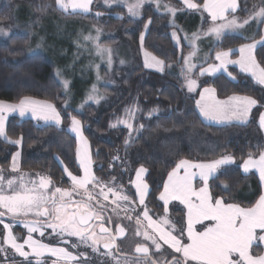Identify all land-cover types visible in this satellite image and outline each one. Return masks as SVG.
<instances>
[{"label": "trees", "instance_id": "trees-1", "mask_svg": "<svg viewBox=\"0 0 264 264\" xmlns=\"http://www.w3.org/2000/svg\"><path fill=\"white\" fill-rule=\"evenodd\" d=\"M17 1L1 2L0 21L11 18ZM23 1L30 2L36 14L53 11L67 16L56 7L55 0ZM162 1L180 10L175 15L176 26L185 29L188 35L206 27L205 17L198 12L184 10L179 0ZM195 1L199 3L202 0ZM257 1L241 0L239 12L247 15V5L249 7V3L255 4ZM95 10L103 14H78V17L103 31L114 30L121 34L130 48L136 50L132 51L133 54H138L140 36L151 19L144 34L143 47L162 60L163 71L147 68L138 61L120 73L116 90L105 88L109 93L106 106L99 108L87 104L82 112H76L72 107H63L65 97L55 74V65L43 54H26V36L11 35L5 41H0V99L17 102L22 97L30 96L46 100L53 103L63 117L61 125L41 124L17 116L8 118L7 135L21 138V170L44 172L59 186H68L64 167L67 166L73 173L79 170L75 159L76 138L67 129L69 115H72L81 121L88 139L94 175L101 182L98 187H105V183L112 181L114 187L120 188L123 195H128L136 203L129 180L134 170L143 166L147 169L145 180L149 184L145 205L152 214L161 215L164 212L158 195L177 162L213 161L224 155L234 157L235 162L223 166L209 180L213 197L243 206L253 204L260 194V186L254 175L241 172L240 163L249 154L257 157L264 151V128L258 122L264 108V87L233 66L230 72L234 79L223 73L199 76L196 68L192 72L193 79L200 86L213 87L219 98L242 94L257 101L246 124H207L199 117L195 108L196 94L187 91L182 74L181 56L189 47L184 43L180 49L174 45L170 34L172 27L166 24V15L159 13L151 3L144 5L139 17L129 16L124 4H114L109 8L95 5ZM112 13H120L121 16L116 17ZM261 26V18H258L246 24L242 33L224 34L210 41L206 64L215 61L217 52L258 38ZM101 41L106 43L107 39ZM236 55L234 52L231 56L234 58ZM254 56L264 66V45L255 48ZM59 76L62 82L67 81L66 76ZM121 120L131 123L132 129L118 123ZM13 149L12 144L0 138V163H8ZM175 212L181 213L182 210H175L173 214ZM254 247L253 253L258 252L259 246Z\"/></svg>", "mask_w": 264, "mask_h": 264}, {"label": "snow or ice", "instance_id": "snow-or-ice-1", "mask_svg": "<svg viewBox=\"0 0 264 264\" xmlns=\"http://www.w3.org/2000/svg\"><path fill=\"white\" fill-rule=\"evenodd\" d=\"M121 0H104V3L111 6L113 3H120ZM157 7H161L160 0H154ZM182 6L193 12H206L212 23L206 30V35L215 36L219 39L226 30L236 31L258 18H264V7L259 11H255L248 19L242 23L235 16L229 17V10L235 11L237 5L236 0H203V3H197L195 0H180ZM59 8L64 11L71 9L72 12L80 11L88 13L91 11L90 5L92 0H56ZM124 5L128 9V13L132 16L140 15L145 0H123ZM166 12L175 16L179 11L175 6L170 4L162 5ZM101 15V13H96ZM264 22V19H261ZM151 23L149 19L148 24ZM147 28V24L145 25ZM3 31V29H0ZM99 29H97L96 37H86V40L94 41L96 54L100 58L107 56V63L110 66L111 49H108L99 43ZM200 36L195 33L192 36L194 41ZM179 44V37L173 33ZM143 34L141 35V42ZM257 44L264 45V36L259 41L242 45L239 49L241 58L238 60H229L231 50L220 51L216 53L215 59L219 64L210 65L208 68H202L200 75L215 74L219 71L226 72L230 77L232 73L228 71L229 63L239 64L242 71L249 72L259 84L264 85V66L257 62L253 51ZM146 55H150L147 54ZM159 70L163 71V62L151 57ZM188 58H185V64ZM99 66H97L98 68ZM194 65H189L188 71L191 72ZM59 74V73H58ZM99 78V77H98ZM234 79V77H233ZM68 81H64V87L67 90ZM186 86L189 92H193L198 87L197 81L186 78ZM95 90V89H94ZM214 89L204 88V93H214ZM90 100L99 103V98L89 96ZM205 100L203 94L200 100L196 101L201 114L210 120L224 121L231 119L242 107L244 112L249 111L251 106L256 105L257 101L249 97H231L230 101H236L233 105L229 102H220L213 99L212 103H201ZM82 107V106H81ZM19 110V114L24 116L27 111H31L32 116L38 120L54 121L57 125L62 124L63 117L51 103H41L28 97L21 98L17 104H6L0 101V137L8 139L5 122L7 116L5 113L15 112ZM70 125L69 131L74 134L81 147L77 148L76 156L79 169L82 175L74 174L67 166L64 172L71 181L72 188L64 189L59 186L50 190L52 184L50 177L39 175L38 181L33 180L25 182L21 176L19 182L16 177L7 178L4 175L5 170L0 169V235L3 236V244L11 247L16 254L23 257L28 264H32L31 257H43L45 253L56 257L52 264L57 261L77 260V256L68 251V247H57L52 241L44 243L40 239H34L33 234L38 233L40 237H45L46 231L51 230L49 235L59 242L69 245L71 238H78L79 243L86 244L97 250V246L101 242L92 225L93 221H99L98 227L100 233L108 236V241L104 242V248L111 249L115 247V239L117 236L125 234L124 227L115 225V223L105 216L101 215V211L105 207L100 205L99 210L93 209L88 203L95 199L92 192H89L88 185H99L100 180L92 172V161L88 149V141L84 136L82 124L76 116L69 115ZM132 129V124L127 120L118 121ZM260 125L264 127V113L260 115ZM115 126V125H113ZM142 127V126H141ZM14 144L21 143L20 140L9 141ZM19 153L13 156V163L10 171L16 173L19 171L17 167V158ZM235 162L234 157L224 155L210 162L193 163L188 160H180L168 175V180L164 185V191L159 199L164 202L165 212L170 200L179 201L186 209V223L179 229L175 227V223L170 221L167 216L153 220L146 210L145 193L147 184L143 182V177L147 173V169L141 166L136 170V179L134 186L136 194L139 196V204L144 206L143 217L148 222L145 227L151 231L138 232L145 241H150L157 252L162 249L163 245H167L173 256L171 264H264V252L253 254L254 244L259 246L264 244V195L259 197L258 202L252 207H240L237 204L226 203L223 199H214L209 195L208 181L210 177L222 168V166L231 165ZM242 167L244 172L256 169L259 172L261 181H264V151H261L257 157L249 154L246 160H243ZM199 176L203 186L199 189L194 187L193 181ZM78 190H83L86 194V200H74V194L79 195ZM109 194L114 196L117 201H129L128 195H123L119 191L109 188L107 192L101 189L98 196H103L104 200L108 199ZM115 211V209L113 210ZM29 215L42 218L36 220H20V217H28ZM10 219L5 222L4 217ZM136 223L140 224V213H136ZM131 219V217H129ZM21 223L27 229L26 238L22 242H18L20 238L13 234V226L15 223ZM207 222V223H206ZM106 223H113V230L105 227ZM199 226V227H197ZM171 229V230H169ZM90 242V243H89ZM31 249V252L25 251V247ZM71 247H78L77 243H71ZM7 248L0 247V252H6ZM137 252L147 254L149 245H140L136 248ZM175 254H180L176 256ZM82 255V254H81ZM36 264H41L37 259ZM152 264H155L153 261Z\"/></svg>", "mask_w": 264, "mask_h": 264}, {"label": "rangeland", "instance_id": "rangeland-1", "mask_svg": "<svg viewBox=\"0 0 264 264\" xmlns=\"http://www.w3.org/2000/svg\"><path fill=\"white\" fill-rule=\"evenodd\" d=\"M2 1L3 0H0V4ZM130 2H133V0H130ZM150 2H152V0H145L144 5ZM114 4L123 5L124 3H123V0H121L120 3H113L111 4V6H113ZM163 4H170V3L163 1L161 2V7L158 8L156 5L155 9L159 13L166 15L167 17L166 24L172 27V29L170 30V34L172 36V41L174 45L178 47L179 49L181 48L183 43L189 47V49L185 52V54L181 56L182 74H183L185 81H186V78L193 79L192 72L196 68L198 70L199 76L210 77V76H213L219 73H223L227 75L228 77H230L226 72L222 70L219 72H216L215 74L200 75V71L202 68H208L210 65L219 64V61H217L216 59L214 62L206 64V61L208 60L210 41L215 40V36L200 35L197 39L193 41L191 39L193 35H188L184 31L185 29L181 30L179 29V27L176 26L175 16L166 12L164 7L162 6ZM260 4H262V0H258L256 2V4L253 6V11L248 9L249 7L247 5L246 9L248 12H247V15L245 16H248L249 18L255 11H259V9L261 8ZM95 5L100 6V7H106V8L110 7L104 3V0H92V4L90 5L91 11L88 13H83L80 11L72 12L71 9H69L68 11H64L61 8H59L56 3V7L61 12L65 13V15H67L63 17L59 15L57 12H53V11L42 13V14H36L35 12L32 11L30 2L18 0L16 4L14 5L11 18L7 21H0V29H3V31H0V41H5L11 35H24L27 37V45L25 48V52L27 55L34 54V53L43 54L44 56H46V58H48L55 65V74L62 85V93L65 97V100L63 102V107L65 108L72 107L74 108V110H76V112H82L85 105L87 104H94L96 107H99V108H103L104 106H106L109 102V95H108L109 93L105 88L116 90L117 87L119 86L120 73H124L126 70L130 69L134 64H137L138 61H141V64L147 68H150L153 70H159V67L151 59V57H156V56L149 53L143 47V41L141 42V36L139 40L138 54L137 53L133 54V52H136V50H133L130 48V46L128 45V42L125 40L126 38L124 39V37H121V34L115 32L114 30L112 31L104 30L103 31L100 28H98L96 25L88 23L87 21L81 19V17H78V14H82V15L93 14L95 16H98L96 13H101V11L95 10ZM143 7L141 8L140 15L138 16L130 15L128 13V9H127V13L131 17H139L141 16ZM239 8L240 6L236 7L233 13H235L234 15L236 18L241 19L243 15L241 13L238 14L237 10ZM179 11H177L176 13H178ZM229 12H232V11L230 10ZM111 15L116 16V17L121 16L120 13H112ZM248 18H245V19H248ZM263 25H264V22H263ZM147 28H148V24H147ZM147 28L144 27V30L142 32L143 38H144V34ZM97 29L100 30L99 31V43L103 45L104 47L111 49L112 63L110 66L107 63V56H105L103 59L97 56L96 49L94 46V41L85 39L86 37H89V36L96 37L98 34ZM173 33H176V36L180 38L179 44L177 43L176 38L173 37ZM262 36H264V28L262 30ZM102 39H107V42L103 43L101 41ZM241 46H238V47H241ZM234 49H230L231 52ZM226 51H229V50H226ZM146 53L150 55H146ZM185 58H188L187 64H185ZM240 58L241 56L239 58H232L229 55L228 57L229 60H238ZM156 59L159 61H162L158 57H156ZM55 61H57L58 64ZM189 65H194V67H192L191 72L188 71ZM97 66L99 67L97 68ZM231 66L233 67L235 66L239 70H241V66L239 64L229 63L227 65L229 72H230ZM60 74L64 78L65 76L67 77L65 78L69 82L67 90L64 87V82H62L59 76ZM233 77L234 76L232 75L230 78H233ZM262 86L264 87V85ZM89 96H96L97 98H99V103H96L95 100H90ZM25 97L39 101L41 103H44V102L51 103L49 101L37 99L34 97H30V96H25ZM0 101L5 102L6 104H17L19 102V100L17 102H10L7 100H2V99H0ZM51 104L54 105L53 103ZM56 110L58 111L57 108ZM5 115L7 116V120L11 116H17L21 119L30 118L41 124L57 125L54 121H51V120L45 122L44 120H38L34 118L32 116L31 111H27L24 116H21L19 114V110L17 109V111L5 113ZM7 120L5 122V128H6ZM69 125H70V122L67 125V129H69ZM82 129L84 133L83 126H82ZM84 136L86 137L85 133H84ZM0 138H2L3 140L7 142L15 141V140L21 141L20 137L11 138L8 136V139H5L4 137H0ZM9 143L14 146V149L10 154L9 161L6 165L3 163H0V169L5 170L4 175L6 179L16 177L17 182H19V178L22 176L24 178V181L27 183L33 180L38 181L39 176L37 174L45 176V177H49L44 172L21 170L20 168L21 143L19 144H14L11 142ZM78 147H81V146L79 145V142L76 139L75 159H76V163L79 168V164H78V160L76 156ZM88 149H89V154H90L89 142H88ZM16 153L20 154L16 161L19 171L16 173H12L10 169L13 163V156ZM91 167H92V172L94 174L93 165H91ZM140 167L141 166L137 167L134 170L129 180L131 188L135 193L136 203H134V201H132L131 198L127 202L123 200L117 201L116 198L112 196L111 194H109L107 200H104L103 196H98L97 194L100 193L101 189L107 192L109 188H112L114 191L121 192L120 188L114 187V184L112 183V181L105 183L106 185L105 187H98V185L90 184L88 185V190L89 192L93 193L94 197H96L91 202L97 205H104L105 208L108 210V212L111 214L114 221H118L119 219H122L123 223L128 229V236L125 240L128 246H133V245H138V244L149 245V248L151 249V254L154 257L155 263L161 264L162 261L168 259L169 257L173 258L172 255H169V253H171L172 250L168 249L167 245H163L162 249L159 252H157L154 246H150L151 245L150 241H145L142 235L137 234L138 232L143 233L144 231H149V232L151 231V229H148L145 227V225L148 222L143 217L144 206L139 204V196L136 194V188L134 186V183H132L136 179V176H135L136 170L139 169ZM74 174L82 175L83 173H82V170L79 169L78 173H74ZM66 177L68 180V186L66 187L59 186L57 183L51 180L52 184L50 185V190H54V187L56 186L71 190L72 188L71 181L67 175ZM143 182L146 183L148 186L146 193H145V203H146L147 194L149 191V184L145 180V175L143 177ZM78 191L80 194L79 195L74 194L73 198L86 199V194H84L83 190H78ZM114 209L115 211H113ZM179 209L182 210L181 213L175 212L176 214H173L175 210H179ZM2 210L3 209H0V211ZM146 210L149 212V215L152 217L153 220H158L159 218L167 216L170 221L175 223V227L177 229H179L183 224L186 223V209L184 205H181L179 203L173 202L169 204L167 207V212H163L161 215H157L155 213H153L155 214L153 215L148 207H146ZM164 210L165 209L163 207V211ZM137 212L140 213V217H139L140 224L139 225L136 223V219H137L136 213ZM129 217H131V219H129ZM8 218H9L8 216L4 217L5 222H8L9 220ZM36 219H41V218H37L31 215H29L28 217H20V220L32 221ZM0 228H2V225H0ZM50 231H51L50 229L47 230L46 235L43 238L40 237L38 233H34L33 237L34 238L38 237L42 240L44 239L47 243L49 241H52V243L57 247H68V251L73 253V255L77 256V260H69L67 262H65L64 260H59L57 261V264H144V262L140 260L129 259V258H117L116 256L112 254L104 252L100 248L101 242L97 246L96 251H93V248L86 244L79 243L78 238H75V237L71 238L69 245H65L59 242L58 240L53 239V237L48 234L50 233ZM13 234L16 237L20 238L18 242H21L23 238H26L27 229L23 226V224L17 222L13 226ZM97 236L101 237V241L102 239H107L106 237L99 235V234H97ZM71 243H77L79 246L71 247L70 246ZM0 247H5V245L3 244L2 235H0ZM25 249L26 251L31 252L27 246ZM46 254L47 253H45V255ZM175 255L179 256L180 254H175ZM16 256H19V255L16 254L14 251H10L9 249L6 252H0V264H13L12 260H14ZM46 257L48 258L47 260L44 259L45 257L41 259V261L43 260V264H52V261L56 260L55 258L51 257L48 254Z\"/></svg>", "mask_w": 264, "mask_h": 264}, {"label": "crops", "instance_id": "crops-1", "mask_svg": "<svg viewBox=\"0 0 264 264\" xmlns=\"http://www.w3.org/2000/svg\"><path fill=\"white\" fill-rule=\"evenodd\" d=\"M129 2H130V0H129ZM161 2H163V1H161L160 0V3ZM179 2H180V0H179ZM196 2V1H195ZM151 4H153V6L155 7L156 6V3L154 2V0H152V2H150ZM181 3V2H180ZM198 3V2H197ZM199 3H203V0L201 1V2H199ZM146 4H148V3H146ZM256 4V3H255ZM255 4H252V3H249V8L250 9H252V11H253V6L255 5ZM263 4V5H262ZM262 4H260V6L261 7H264V0H262ZM182 5V4H181ZM236 5H237V7L238 6H240V8H241V0H236ZM258 7V6H257ZM182 8H184L183 6H182ZM239 8V9H240ZM126 9H127V7H126ZM185 9V8H184ZM239 9L237 10L238 11V14H240V12H239ZM185 10H187V9H185ZM187 11H191V10H187ZM230 11V10H229ZM198 13H200V14H202L204 17H205V22H206V27L203 29V30H200L198 33H200V35H204V36H206V30L209 28V26L211 25V23H212V21H211V19H210V17L208 16V13H206V12H198ZM235 13H233V12H229L228 13V15H229V17H232V16H235L234 15ZM240 16H242V15H240ZM245 18H248V16H243L241 19H238V21L240 22V23H242L243 22V20L245 19ZM260 19V18H259ZM263 19V18H262ZM245 25L246 24H244L243 25V27H241V28H239V30L237 29L236 31H228V30H226L225 32H224V34H235V33H242L241 31L245 28ZM264 25H263V22H262V26H261V35L258 37V38H256L255 40H253V41H251V42H246V43H244V44H250V43H253V42H255V41H257V40H259L260 38H261V36H262V30H263V27ZM223 34V35H224ZM215 40H217V38L215 37ZM244 44H241V45H244ZM241 45H239V46H241ZM258 45H260V44H257V46ZM256 46V47H257ZM239 48L240 47H238L237 46V48L235 47V49L230 53V56L232 55V53H234V52H236L237 53V55H236V57H234V58H239L241 55H240V51H239ZM230 50V49H229ZM226 51V50H225ZM254 51H255V49H254ZM254 51H253V55H254ZM216 56V55H215ZM232 57V56H231ZM235 67V66H234ZM237 68V67H236ZM238 69V68H237ZM239 70V69H238ZM239 71H241L242 73H244L245 75H247V76H249L252 80H254L259 86H261V87H263L262 86V84H259L258 82H257V80L255 79V77H253L249 72H245V71H242V70H239ZM195 80V79H194ZM197 81V80H196ZM197 85H198V87L196 88V90L195 91H193V92H189L188 91V89H187V91L189 92V93H195L196 94V99H195V108H196V110H197V113H198V115H199V117L202 119V121L203 122H205V123H207V124H211V125H227V124H246V123H248L249 121H250V119H251V114H252V111H253V109L256 107V105H253V106H251V108L249 109V111H247V112H244V110H243V108L241 107L240 108V110L236 113V115L235 116H233L231 119H228V120H224V121H222V122H220V121H216V120H210V119H207V118H205L202 114H201V112H200V109H199V107L197 106V104H196V101L197 100H200V96H201V94H203L204 95V97H205V100L204 101H202L201 103H212L213 102V99L215 100V101H220V102H229V103H231V104H233V105H236L237 104V102L236 101H230V98L231 97H249V98H251V99H254V98H252V97H250V96H246V95H242V94H231V95H228V96H226V97H223V98H219L218 96H217V93H216V91H214V93H211V94H209V93H204L203 92V90H204V88H211V89H214L213 87H211V86H208V85H204V86H200L199 85V82L197 81ZM186 88H187V86H186ZM215 90V89H214ZM255 100V99H254ZM262 113H264V108H263V110L261 111V113H260V115L262 114ZM260 115H259V117H258V122H259V125H260ZM261 126V125H260ZM262 128H264V127H262ZM90 148V147H89ZM257 158H258V156H257ZM246 160V159H245ZM190 162H193V161H190ZM199 162H210V161H199ZM177 163H179V162H177ZM193 163H197V162H193ZM242 163H243V161L240 163V170H241V172L244 174V175H254L256 178H257V180H258V183H259V186H260V194H259V196H258V198L255 200V202L253 203V204H251V205H249V206H243V205H239V204H237V205H239L240 207H252V206H254L257 202H258V200H259V197L261 196V195H264V181H261V179H260V176H259V172H258V170H256V169H252V170H250L249 172H244V170H243V167H242ZM78 166V165H77ZM223 167V166H222ZM172 171V170H171ZM170 171V172H171ZM169 172V173H170ZM169 173H168V175H169ZM168 175H167V177H166V179H165V181H164V183H163V186H162V190L160 191V194L158 195L159 197H160V195H161V193H163V191H164V185H165V183L167 182V180H168ZM216 174H214V176H215ZM212 177H210L209 178V180L211 179ZM209 182V181H208ZM193 184H194V187L195 188H197V189H199L200 187H202L203 186V184H202V182L200 181V178H199V176H197L195 179H194V181H193ZM208 189H209V186H208ZM209 195L212 197V198H214V199H222V198H219V197H213V195H212V193H211V191H210V189H209ZM159 201L161 202V204H162V206L164 207V209H165V205H164V202L162 201V200H160L159 199ZM179 203L180 204V202L179 201H174V200H170L169 201V203H168V205L169 204H171V203ZM225 202V201H224ZM227 203V202H226ZM233 204H235V203H233ZM168 205H167V207H168ZM182 205V204H181ZM164 212H165V210H164ZM207 223V222H206ZM34 238V237H33ZM34 239H40V238H38V237H35ZM40 240H42V239H40ZM23 241V240H22ZM21 241V242H22ZM44 243H47L44 239L42 240ZM5 245V244H4ZM254 246H255V244H254ZM5 248H7V250L9 249L10 251H14L11 247H9V246H7V245H5ZM26 248V247H25ZM259 250H257L258 252H254L253 254H258V253H261V252H264V244H260L259 245ZM30 249V248H29ZM253 249L255 250V247H253ZM253 249H252V251H253ZM257 249V248H256ZM25 251H26V249H25ZM30 251H31V249H30ZM47 256V254L46 255H44L43 257H39V258H35V257H31V260H32V263H36L37 262V259H39L40 261H41V259H43L44 257V259L45 260H47L48 258L46 257ZM51 257H53V258H55L56 259V257H54V256H51ZM44 260V261H45ZM6 262V261H5ZM41 262H43V260L41 261ZM12 263L13 264H28V262L27 261H25L24 260V258L23 257H20V256H16V258L14 259V260H12Z\"/></svg>", "mask_w": 264, "mask_h": 264}, {"label": "flooded vegetation", "instance_id": "flooded-vegetation-1", "mask_svg": "<svg viewBox=\"0 0 264 264\" xmlns=\"http://www.w3.org/2000/svg\"><path fill=\"white\" fill-rule=\"evenodd\" d=\"M74 200H81L84 198H73ZM86 200V199H85ZM93 206V209L95 210H99L100 209V205H97L93 202H88ZM101 215L105 216L106 218H110L115 225H120L121 227H124L126 233L125 236L123 238H116L115 239V247L108 249L107 251L103 250L104 252H107L109 254H112L114 256H116L117 258H129V259H135V260H140L142 262H144V264H152V262L154 260L153 255L151 254V249L148 255L146 256H141L140 258H134V249L136 246L140 245H133V246H128V244L125 242L127 236H128V229L126 228L125 224L123 223L122 219H119L118 221H114V219L112 218L111 214L108 212V210L104 207L103 210L101 211ZM98 224L99 221H93V227L95 229V232H97V228H98ZM105 227L112 229L113 230V235L115 234V230H114V224L113 223H106ZM107 239H105V241H108V236L104 235ZM145 245V244H144ZM102 250V249H101ZM171 259H173L172 257H169L168 259L164 260L161 262V264H167ZM157 264V263H155Z\"/></svg>", "mask_w": 264, "mask_h": 264}, {"label": "water", "instance_id": "water-1", "mask_svg": "<svg viewBox=\"0 0 264 264\" xmlns=\"http://www.w3.org/2000/svg\"><path fill=\"white\" fill-rule=\"evenodd\" d=\"M8 219H10V218H8ZM42 219V218H41ZM92 225H93V222H92ZM118 226H120V225H118ZM97 234H99V235H102V236H104L103 234H101L100 233V230H99V227L97 228V232H96ZM125 233H126V231H125ZM125 236V234L123 235V236H117L116 238H123ZM105 237V236H104ZM104 242H105V239H102V241H101V243H100V248L102 249V250H105V251H107L108 249H106V248H104ZM140 245H144V244H140ZM140 245H138V246H140ZM138 246H136L135 247V249H134V258H140L141 256H146V255H148L149 254V252H150V249H149V252L147 253V254H145V253H142V252H137L136 251V248L138 247ZM171 261H172V259L167 263V264H171Z\"/></svg>", "mask_w": 264, "mask_h": 264}]
</instances>
